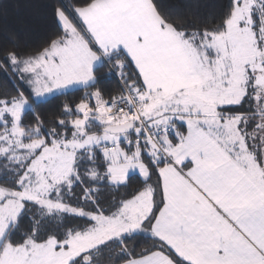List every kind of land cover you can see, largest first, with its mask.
<instances>
[{"label":"snow or ice","instance_id":"snow-or-ice-1","mask_svg":"<svg viewBox=\"0 0 264 264\" xmlns=\"http://www.w3.org/2000/svg\"><path fill=\"white\" fill-rule=\"evenodd\" d=\"M53 14L0 48V264H264V0L211 26L166 0Z\"/></svg>","mask_w":264,"mask_h":264},{"label":"trees","instance_id":"trees-1","mask_svg":"<svg viewBox=\"0 0 264 264\" xmlns=\"http://www.w3.org/2000/svg\"><path fill=\"white\" fill-rule=\"evenodd\" d=\"M71 4L74 0H65ZM174 14L184 17H194L207 26L218 22L229 0H166ZM58 0H0V48L18 44L21 51H34L43 47L49 37L57 31V22L53 14V6ZM9 69V73H10ZM106 70L98 75L104 76L100 87L105 98L109 94L117 95L119 85L116 79L105 76ZM0 86L10 87L3 70H0ZM84 95L82 90H76L68 95L57 96L40 104L37 111L47 115L56 113L64 103L75 104ZM147 241H138L139 247L147 245ZM137 247V251H139ZM107 264V257L105 258Z\"/></svg>","mask_w":264,"mask_h":264}]
</instances>
